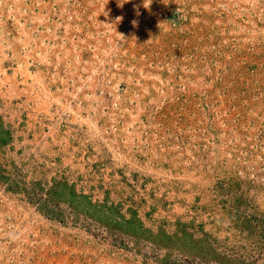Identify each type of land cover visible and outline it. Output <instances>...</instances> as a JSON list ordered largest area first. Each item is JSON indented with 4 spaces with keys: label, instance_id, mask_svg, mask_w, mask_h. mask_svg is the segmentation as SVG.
<instances>
[{
    "label": "rangeland",
    "instance_id": "rangeland-1",
    "mask_svg": "<svg viewBox=\"0 0 264 264\" xmlns=\"http://www.w3.org/2000/svg\"><path fill=\"white\" fill-rule=\"evenodd\" d=\"M0 240H264V0H0ZM0 264H264V241H0Z\"/></svg>",
    "mask_w": 264,
    "mask_h": 264
},
{
    "label": "clouds",
    "instance_id": "clouds-1",
    "mask_svg": "<svg viewBox=\"0 0 264 264\" xmlns=\"http://www.w3.org/2000/svg\"><path fill=\"white\" fill-rule=\"evenodd\" d=\"M133 23H135V21H133Z\"/></svg>",
    "mask_w": 264,
    "mask_h": 264
}]
</instances>
